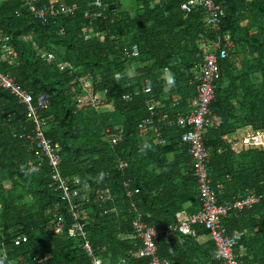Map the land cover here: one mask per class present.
<instances>
[{"label": "trees", "instance_id": "1", "mask_svg": "<svg viewBox=\"0 0 264 264\" xmlns=\"http://www.w3.org/2000/svg\"><path fill=\"white\" fill-rule=\"evenodd\" d=\"M188 1L105 0L104 9L97 10L91 0H64L68 7L77 6L74 14L42 24L26 0H0V72L31 92L35 104L46 96L48 107L40 111L45 134L61 147L64 178L78 179L81 189L92 191L87 196L82 190L76 201L87 240L102 260L150 263L133 255L132 203L154 228L175 225L178 213L200 210L193 161L181 144L187 130L169 127L163 118L193 109L202 46L217 34L230 35L238 47L235 54L245 60L236 62L229 54L219 61L221 79L210 104L216 123L204 138L211 153L210 179L220 203L247 189L264 195V148L237 153L232 143L238 128L264 134V0H217L226 11L219 33L207 26L203 11L182 10ZM46 5L41 0L37 7ZM252 15L250 27H243ZM251 29L257 32L250 34ZM4 45L16 55L5 52ZM133 46L140 52L136 59ZM49 54L55 59L48 60ZM60 63L71 68L61 70ZM90 93L106 102L78 103ZM126 95L132 100L126 102ZM147 120L160 128L164 144L153 130L139 136L138 126ZM34 132L27 107L0 88V264H90L85 240L69 234L74 218L52 185L53 169L29 140ZM128 182L139 190L132 198L124 188ZM60 218L64 228L57 235ZM223 223L228 234L240 235L238 261L264 264V200L231 213ZM198 232L206 233L203 227ZM23 237L27 242L17 246ZM215 252L211 240L201 244L179 232L158 244L159 257L171 264H225L214 259Z\"/></svg>", "mask_w": 264, "mask_h": 264}, {"label": "built area", "instance_id": "2", "mask_svg": "<svg viewBox=\"0 0 264 264\" xmlns=\"http://www.w3.org/2000/svg\"><path fill=\"white\" fill-rule=\"evenodd\" d=\"M26 1L27 7H30L32 13L42 24H47L50 18H54L61 14L73 15L74 11L77 9L76 5L72 7L66 6L64 0H47L50 5H46L47 7L44 9H39L37 7V4L41 0ZM91 5L97 10H103L105 7V0H91ZM181 8L187 13H191L194 10L203 11L207 26L215 33L220 32L223 20L226 16V11L217 0H189L184 3ZM98 16H100V13H98ZM60 34H64V31H60ZM232 46L233 41L230 35H224L223 37L217 34L216 40H207V43L202 46V49L205 51L203 62L198 66V70L194 74V80L197 85V99L194 101L193 109L187 115L178 114L174 116V118H170L167 114L164 115L163 121H165L169 127L178 126L187 130L181 138V144L188 147L189 155L193 161L194 176L198 182V191L201 198V208L197 213L190 215L185 212L178 213L176 215L177 222L175 225L154 228L144 221V215L140 212L138 207L134 203L131 204L130 213L133 214L132 229L136 238V251L133 255L137 258L149 259V264H171L168 260L161 259L158 254V244L163 237H170L174 235V233L179 232L184 236H190L200 241L198 233L199 227H203L208 231L209 237L216 246L215 260L222 261L225 264H241L235 253L240 236L227 235L223 226V220L233 212L242 213L253 209L264 200V195L259 196L255 190L247 189L233 201L220 203L219 195L213 189L209 174L208 165L211 153L205 146L204 141L208 129L216 123L215 119L210 118V104H212L215 99L217 82L221 79L219 61L229 57ZM3 50L11 55H16L14 49L10 45H4ZM139 55L140 52L138 47L133 46L131 49V57L138 58ZM47 59L53 60L55 57L49 54ZM69 66L68 64H61L59 68L65 70ZM0 87L10 91L21 104L27 107L28 119L35 124V132L32 137H29V140L31 144L39 150L40 157L46 158L48 165L53 169L51 175L52 185L61 193L63 201L67 203L71 216L74 218L72 228L69 230L70 236H80L85 240L83 248L90 259V264H126V260L124 259L114 263L110 260L97 258L90 242L87 240L85 227L82 224L83 219L79 211L80 204L77 203L76 200L81 195L82 190L86 192L87 196L91 194L92 191L89 186H84L83 189H81L82 186L78 179L70 181L62 175L61 147L59 144H54L47 138L45 134L46 124L40 115V111L48 107L46 96H41L38 103L35 104L31 92L20 86L15 78L2 72H0ZM146 92L150 93L151 89H147ZM124 100L129 102L132 98L126 95L124 96ZM96 101L99 106L100 103L102 104L105 102V99L93 96L92 93H90L88 97L80 99V102L83 104ZM155 108V105L149 106V111H154ZM150 130L154 131L156 139L158 140L157 142L162 144L165 143V141L160 140V128L155 126L154 121L147 120L138 126L139 136L141 137H145ZM243 141L245 149L254 148L256 146L264 148V134L262 133L249 134ZM112 142L116 144V138H113ZM30 165L33 166V163ZM119 167H124V164L121 163ZM124 188L129 198L139 193V190H135L130 182L125 183ZM108 198L110 199V196H108ZM63 228L64 221L60 218L55 233L57 235L61 234ZM26 242L27 238L23 237L18 238L15 244L19 246ZM38 259L39 258H34L35 261H38Z\"/></svg>", "mask_w": 264, "mask_h": 264}, {"label": "crops", "instance_id": "3", "mask_svg": "<svg viewBox=\"0 0 264 264\" xmlns=\"http://www.w3.org/2000/svg\"><path fill=\"white\" fill-rule=\"evenodd\" d=\"M253 17H254V15L249 17V19L245 18L243 20V22H242V26L243 27H250L251 22H252L251 20H253L252 19ZM259 21H261V19H259ZM249 32H250V34L256 33L257 29H251ZM237 49H238V47L236 48V46H234V43H233V46L230 49L229 54L231 56L233 55L235 57V61L236 62L237 61L238 62L239 61H244L245 60L244 54H235V50H237ZM232 52H234V53L232 54ZM249 128H252V127H248L247 129H249ZM247 129L243 130L241 128H238L237 131H236V136H232V140H233L232 143H234L233 146H235V149H236L237 153H240V152H243V151L245 152V151H248V150H252V148H250V149H245L244 148V141L243 140H244V138L247 135H249V133H251L250 129L249 130H247ZM227 181L231 182V179H228ZM200 241H201V244H205V243L209 242L210 239H209L208 235H202V237L200 238Z\"/></svg>", "mask_w": 264, "mask_h": 264}, {"label": "clouds", "instance_id": "4", "mask_svg": "<svg viewBox=\"0 0 264 264\" xmlns=\"http://www.w3.org/2000/svg\"><path fill=\"white\" fill-rule=\"evenodd\" d=\"M13 48V47H12ZM15 51V50H14ZM16 53V52H15ZM136 59V58H135ZM61 64H63V63H60L59 65H58V67L61 65ZM69 65V64H68ZM68 68H71V66H69ZM68 68H66V69H68ZM60 69V68H59ZM65 69V70H66ZM11 77V76H10ZM13 78V77H12ZM169 83L171 84L172 83V81L171 80H169ZM1 88V87H0ZM3 89V88H2ZM5 90V89H4ZM6 91H8V90H6ZM93 95V94H92ZM42 96H45V95H42ZM98 97H102L103 99H104V96H102V95H99ZM82 98V95L77 99L78 100V103H80L81 105H84L83 103H81L80 102V99ZM106 102V101H105ZM20 103V102H19ZM223 226H224V228H225V230H226V233H227V229H226V227H225V225H224V223H223ZM205 229V228H204ZM206 231V230H205ZM199 233V232H198ZM204 235H208V237H209V234H208V231H206V233L204 234ZM227 235H229V236H233V235H235V234H228L227 233ZM236 235H238V234H236ZM238 236H240V235H238ZM202 237V235H199V238H201ZM209 239L211 240V238L209 237ZM212 241V240H211ZM199 243H201V241H198ZM212 243L214 244V242L212 241ZM214 246H215V244H214ZM215 249H216V246H215ZM215 256V255H214Z\"/></svg>", "mask_w": 264, "mask_h": 264}, {"label": "rangeland", "instance_id": "5", "mask_svg": "<svg viewBox=\"0 0 264 264\" xmlns=\"http://www.w3.org/2000/svg\"><path fill=\"white\" fill-rule=\"evenodd\" d=\"M6 186H10V184H9V183H6ZM17 195L21 196V195H25V193L22 192V191H19V192L17 193Z\"/></svg>", "mask_w": 264, "mask_h": 264}]
</instances>
